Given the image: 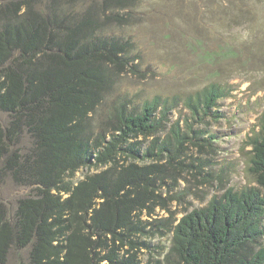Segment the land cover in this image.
Returning a JSON list of instances; mask_svg holds the SVG:
<instances>
[{
	"label": "trees",
	"instance_id": "1",
	"mask_svg": "<svg viewBox=\"0 0 264 264\" xmlns=\"http://www.w3.org/2000/svg\"><path fill=\"white\" fill-rule=\"evenodd\" d=\"M69 17L0 7V180L31 190L13 213L0 202V264L15 250H29L30 264H142L157 210L187 195L160 190H174L187 145L207 140L195 125L221 117L230 90L212 84L101 113L124 44L94 20ZM180 106L189 115L167 128ZM260 127L249 140L257 185L169 222L171 246L156 264H264V118ZM143 138H153L145 150ZM85 169L95 173L74 183Z\"/></svg>",
	"mask_w": 264,
	"mask_h": 264
},
{
	"label": "rangeland",
	"instance_id": "2",
	"mask_svg": "<svg viewBox=\"0 0 264 264\" xmlns=\"http://www.w3.org/2000/svg\"><path fill=\"white\" fill-rule=\"evenodd\" d=\"M0 7L10 9L11 15H23L29 8L45 14L63 8L71 20H94L97 32L121 40L124 49L117 55L121 65L115 89L101 113L124 101L131 108L156 96L184 98L212 84L230 90L215 109L221 117L214 113L195 125L207 140L201 141V148L187 145L179 160L184 169L175 171L174 190H160L164 199L177 192L187 195L170 202L169 211L157 210L154 219L160 221L147 230L155 237L142 239L149 247L140 255L142 264L164 263L171 246L169 222L177 224L230 188L257 185L249 171L253 155L249 140L256 137L264 118V0H0ZM188 115L180 106L167 128ZM152 139H140L142 150ZM92 170L79 171L73 182L94 174ZM2 181L0 202L13 213L31 190L16 187L10 179ZM29 254L15 250L5 264H30Z\"/></svg>",
	"mask_w": 264,
	"mask_h": 264
}]
</instances>
